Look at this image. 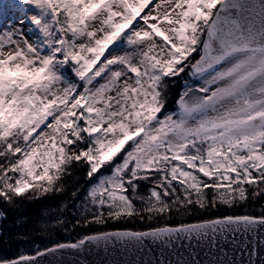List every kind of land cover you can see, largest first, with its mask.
Instances as JSON below:
<instances>
[{
    "label": "snow or ice",
    "instance_id": "obj_1",
    "mask_svg": "<svg viewBox=\"0 0 264 264\" xmlns=\"http://www.w3.org/2000/svg\"><path fill=\"white\" fill-rule=\"evenodd\" d=\"M78 168L75 223L116 226L0 264L264 229V207L169 222L264 199V0H0V200L62 195Z\"/></svg>",
    "mask_w": 264,
    "mask_h": 264
},
{
    "label": "trees",
    "instance_id": "obj_2",
    "mask_svg": "<svg viewBox=\"0 0 264 264\" xmlns=\"http://www.w3.org/2000/svg\"><path fill=\"white\" fill-rule=\"evenodd\" d=\"M181 85L178 83L173 87V93L179 90ZM83 170L76 169L74 176L70 178L69 190L62 195L55 197L48 196L39 200H17L15 206L0 200V207L7 216L1 220L3 230L0 235V258H15L21 253H34L36 246L40 248L49 247L56 242L74 241L84 235L91 234L99 230H108L109 227H115L112 222L108 226L88 225L87 227L77 225L75 221L80 219L79 205L81 204L83 189L80 198L71 196L72 188L77 184H83ZM86 187V185H85ZM67 205L62 213H53L50 211L57 206ZM264 207V199H256L247 205H241L234 209L213 208L208 210L194 209L187 216H174L170 223L194 222L198 219H209L225 214H252L259 215L261 208ZM56 216L64 219L67 229L62 226H52ZM155 223V222H153ZM161 223H164L162 220ZM49 227L45 228L44 225ZM124 227L140 230L147 227L139 220L130 222ZM39 229V231H36Z\"/></svg>",
    "mask_w": 264,
    "mask_h": 264
},
{
    "label": "water",
    "instance_id": "obj_3",
    "mask_svg": "<svg viewBox=\"0 0 264 264\" xmlns=\"http://www.w3.org/2000/svg\"><path fill=\"white\" fill-rule=\"evenodd\" d=\"M255 249V255H250ZM41 264H264V229L253 236L181 240L163 245L146 241L139 249L119 245L63 249Z\"/></svg>",
    "mask_w": 264,
    "mask_h": 264
}]
</instances>
